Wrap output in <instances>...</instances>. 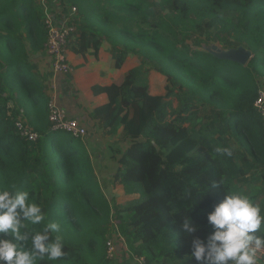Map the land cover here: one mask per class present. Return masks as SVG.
I'll use <instances>...</instances> for the list:
<instances>
[{"label": "trees", "instance_id": "trees-1", "mask_svg": "<svg viewBox=\"0 0 264 264\" xmlns=\"http://www.w3.org/2000/svg\"><path fill=\"white\" fill-rule=\"evenodd\" d=\"M69 1L83 23L81 29L76 23L71 52L85 55L92 50L98 57L102 44L109 42L114 68H121L130 55L142 60L110 86L92 88L94 95L108 96L92 118L105 135L122 127L119 141L132 142L118 160L114 182L137 198L123 208L114 206L102 191L83 141L51 132L50 99L25 44L36 54L47 41L42 7L33 0H0V186L15 185L34 194L48 219L60 225L58 235L68 255L38 264H95L96 246L104 250L97 262L101 264L114 215L127 227L138 257L158 264H197L187 260L190 240L180 229L182 220L191 216L201 226L195 235L206 237L213 231L208 215L246 176L236 153L245 162L264 163V126L254 108L264 78V0ZM213 29L232 40L234 49L251 53L247 65L221 60L201 47L191 50L193 32ZM147 65L166 79V96L150 94ZM8 94L42 137L38 143L20 136ZM172 97L177 99L175 108ZM208 107L216 121L213 130H206L210 136L199 131L196 154L176 162L166 158V152L188 141L200 109ZM216 147H229L233 155L215 154ZM213 181H223V188L208 191ZM251 198L256 203V196Z\"/></svg>", "mask_w": 264, "mask_h": 264}, {"label": "clouds", "instance_id": "clouds-1", "mask_svg": "<svg viewBox=\"0 0 264 264\" xmlns=\"http://www.w3.org/2000/svg\"><path fill=\"white\" fill-rule=\"evenodd\" d=\"M214 153L231 157L233 150L216 147ZM221 187L223 181H213L208 191ZM207 219L213 231L204 238L195 235L201 226L194 224L191 216L180 224L184 237L190 240L187 260L194 259L197 264H264V207L250 195L225 192ZM59 231L60 225L48 219L34 194L16 190L15 185L11 189L0 186V264L64 259L68 253Z\"/></svg>", "mask_w": 264, "mask_h": 264}, {"label": "crops", "instance_id": "crops-1", "mask_svg": "<svg viewBox=\"0 0 264 264\" xmlns=\"http://www.w3.org/2000/svg\"><path fill=\"white\" fill-rule=\"evenodd\" d=\"M67 59L73 68V73L70 77L54 75L43 52L36 53L33 61L36 73L40 76L49 99L54 100L68 118L78 120L86 129L87 136L83 143L90 156L96 178L102 191H104L106 185L103 180L112 179L119 168L113 160L115 151H113L109 142L111 137L114 136V143L123 144L122 148H116L121 150L122 153L125 151L124 143L129 144L130 141H119L118 137L122 127L118 128L116 135L107 136L101 129L99 122L92 118L96 108L108 103L106 94L96 96L92 88L96 85L102 87L110 86L130 70L140 67L142 60L137 55H130L126 58L121 68H114L109 42L102 44L98 57L93 55L92 50H89L85 55L75 54L69 50ZM146 68L149 69L150 94L153 96H166V79L158 72L151 70L150 67L146 66ZM127 147L129 146H126V149ZM118 188L126 195L122 186L118 185ZM126 197L127 202L137 198L127 195Z\"/></svg>", "mask_w": 264, "mask_h": 264}, {"label": "rangeland", "instance_id": "rangeland-1", "mask_svg": "<svg viewBox=\"0 0 264 264\" xmlns=\"http://www.w3.org/2000/svg\"><path fill=\"white\" fill-rule=\"evenodd\" d=\"M72 4L71 1L67 0ZM37 2L39 4V0H33L34 5H37ZM40 5V4H39ZM227 17H230V15H226ZM78 27L81 29L83 27L82 19L78 21ZM23 34H21L22 37ZM228 39V38H227ZM225 38V35L220 32L219 29H213L211 31H204L203 33H195L193 32L191 37L188 40V44L192 46L191 50L195 51L196 47H201L203 49L208 50L211 52V48L213 46H216L220 50L224 52H229L231 50H235L234 48V42L232 40H227ZM26 49H27V57L29 62L35 66L34 64V56L35 53H32L28 43L25 41ZM195 47V48H194ZM48 59V58H47ZM49 62V60H48ZM50 65V64H49ZM150 67L149 65H147ZM1 72H4V69L0 68ZM152 70V69H151ZM261 79V86L264 89V78ZM169 87L171 89H175V93H177V88L170 84ZM10 98V112L14 116V119H25L24 116L21 113H18L17 110H19L16 106L15 100L12 97L11 94L7 95ZM172 104L173 106L177 107V99L176 97H172ZM216 121V117L213 114V111L210 107L200 109L199 115L197 120H195L191 126V135L188 141H186L185 144L178 147L176 150L172 152H166L165 156L172 162H176L180 158L184 157L188 154H196L197 150L199 149V143L198 139L200 138L199 131H202L204 135L210 136L211 132H207L206 130H213V127L211 126L212 122ZM118 131V130H117ZM117 131L115 134H117ZM215 132V129H214ZM110 144L112 146L113 151H115V156L113 158L114 162L117 163V166L119 167L118 160L122 157L123 153L132 145V142H129V144L124 143V150L123 153L120 148H122L123 144L114 143L115 139L114 136L110 139ZM126 146L127 147L126 149ZM115 148V149H114ZM119 148V149H116ZM237 161L240 165L244 168L246 171V176L239 178L232 187V193H245L250 195L251 197L256 196V203L260 204L262 207H264V163L259 162L256 163L254 159H249V161L245 162L243 160V154L236 153ZM117 173V172H116ZM37 179V178H35ZM105 182L106 188H104V195L106 198L114 204V206L118 208H123L127 202V197L122 193V191L118 188L117 183L114 182V177L112 179H106L103 180ZM45 206V205H44ZM127 216H124V218ZM114 221H120V230L124 237L125 243L123 245H119L118 243L116 246L118 247V251L116 254L117 259L115 261H110L107 258V252H108V246L106 243L105 246V252H104V259L101 264H137L134 260L137 255L135 254L134 250L135 247L128 241L127 236V227L121 222L120 219L116 215L112 218ZM129 218H125V220H128ZM116 234V231L114 230L112 224H109L108 228V236H107V242L110 239H113ZM136 246V245H135ZM103 249L99 248L98 246L94 247L93 249V259L95 264L98 262V258L103 254ZM148 264H158L157 261L149 259L145 257ZM261 259L264 260V253L261 254ZM98 264V263H97Z\"/></svg>", "mask_w": 264, "mask_h": 264}, {"label": "built area", "instance_id": "built-area-1", "mask_svg": "<svg viewBox=\"0 0 264 264\" xmlns=\"http://www.w3.org/2000/svg\"><path fill=\"white\" fill-rule=\"evenodd\" d=\"M40 6L43 11V24L47 34V41L44 45L43 53L49 60L51 72L56 76L70 77L73 68L67 59L69 52V43L72 37L77 34L78 10L68 1H54L50 3L48 0H40ZM254 108L259 114L264 126V89L258 91V97L255 101ZM48 121L50 130L53 133H67L75 139L84 141L87 136L86 129L76 119L68 118L59 108L54 100L48 103ZM16 128L23 139L30 143H38L42 138L40 134L35 132L29 125L28 120L19 119L16 122ZM111 224L116 231L113 239L107 243V258L110 261L117 259L116 254L118 247L116 244L123 245L124 237L119 230V222L111 220ZM137 264H147L144 257H135Z\"/></svg>", "mask_w": 264, "mask_h": 264}, {"label": "water", "instance_id": "water-1", "mask_svg": "<svg viewBox=\"0 0 264 264\" xmlns=\"http://www.w3.org/2000/svg\"><path fill=\"white\" fill-rule=\"evenodd\" d=\"M211 52L221 60L235 62L242 66L247 65L252 58L251 53L244 47H239L235 50L224 52L216 46H213L211 48Z\"/></svg>", "mask_w": 264, "mask_h": 264}]
</instances>
